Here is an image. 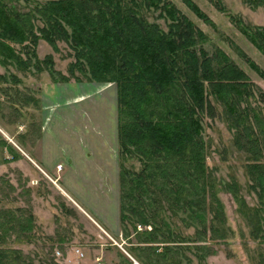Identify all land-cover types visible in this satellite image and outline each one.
I'll use <instances>...</instances> for the list:
<instances>
[{"label": "trees", "instance_id": "trees-1", "mask_svg": "<svg viewBox=\"0 0 264 264\" xmlns=\"http://www.w3.org/2000/svg\"><path fill=\"white\" fill-rule=\"evenodd\" d=\"M207 1L218 12L225 11L220 0ZM242 1L264 6V0ZM184 3L209 23L192 2ZM144 12H158L157 19L167 22V31L149 23ZM226 17L264 56V29ZM40 40L54 49L57 42L67 45L74 59L70 77L78 80V72L86 81L116 88L119 156L135 159L141 166L138 172L120 166V224L151 225V231L144 233L147 244L181 243L163 219L167 211L184 215L188 226L196 224L200 239H226V217L215 177L206 165L202 125L203 118H216L217 105L234 147L246 155L254 208L246 207L235 183L227 189L248 220L251 238L264 244V94L222 51L209 55L200 48L204 34L175 6L166 0H55L20 14L0 0V65L14 63L27 69ZM43 63L52 66L50 57ZM0 81L5 78L0 76ZM32 229L31 214L22 218L0 211V244L12 234L15 240L30 242ZM168 248L159 255L164 261L171 254ZM258 256L259 264H264V254ZM0 264L30 263L24 262L20 250L0 247Z\"/></svg>", "mask_w": 264, "mask_h": 264}, {"label": "rangeland", "instance_id": "rangeland-1", "mask_svg": "<svg viewBox=\"0 0 264 264\" xmlns=\"http://www.w3.org/2000/svg\"><path fill=\"white\" fill-rule=\"evenodd\" d=\"M48 1L55 0H31L29 3L3 0L8 8L20 14L31 12L36 5ZM166 1L204 34L206 41L200 48L209 55L217 49L222 51L264 94V56L226 17L232 15L250 27L264 29V6L248 5L242 0H220L225 9L221 13L207 0H189L209 19L207 23L190 10L184 0ZM158 14L144 12L149 23H156L166 32L167 22L157 19ZM14 47L19 51V46ZM72 54L63 42H57L54 49L40 40L34 48L35 60L27 69L14 63L5 67L0 65V76L5 78L0 81V211L9 210L22 218L29 214L33 216L30 242L15 240L18 238L12 234L0 247L20 250L24 262L30 264H166L167 261L171 264H259L258 255L264 254V244L251 238L248 220L239 212L238 203L227 189L235 183L246 207L254 208L256 200L248 190L245 173L246 155L234 147L232 134L222 118V109L217 105L216 118H203L202 125L208 149L206 165L215 177L217 196L226 217V239L216 242L200 239L196 224L188 226L184 215L167 211L162 213L163 219L181 243L165 245L157 240L156 244H147L144 233L151 231V225L133 228L131 223L120 224V191L116 175L121 165L134 172L141 166L135 159L120 158L117 137L112 144L98 142L102 148L95 146V134L102 130L98 131L96 127L97 111L91 104L97 99L100 103L108 102L109 92L116 109V88L112 84L107 90L92 94L98 85L104 84L86 81L78 72L75 73L78 80L70 77L69 66L74 62ZM48 57L52 62L49 68L43 63ZM21 58L26 60L27 57L22 55ZM35 61L38 68H34ZM53 72L67 77V81H60ZM78 99L82 100L76 102ZM72 100L75 103H71ZM261 107L264 115V106ZM91 110L95 111L93 115ZM49 114L51 131L43 135V122ZM91 121L94 123L90 124ZM51 141L62 149L106 150L108 158L103 173L99 170V177H96L99 187L96 190L70 189L82 199L96 197L97 213L106 220L103 223L93 217L87 207H81L75 201L77 205L71 193L63 188L61 177L66 179L69 167L58 165L55 174L46 175L23 158L21 143L26 144L24 152L31 155L39 149L48 151L49 143L51 149L56 148ZM111 164L115 168L114 186L108 182ZM105 175L104 182L102 177ZM103 201L106 206L101 204ZM108 202L114 217L102 209L108 208ZM202 245L209 248L203 250ZM165 246L171 251L166 261L159 257Z\"/></svg>", "mask_w": 264, "mask_h": 264}, {"label": "crops", "instance_id": "crops-1", "mask_svg": "<svg viewBox=\"0 0 264 264\" xmlns=\"http://www.w3.org/2000/svg\"><path fill=\"white\" fill-rule=\"evenodd\" d=\"M110 85V86H109ZM112 84H104V85H98L99 87L97 88V90H95L92 94H97L100 92H103L105 90H107L108 88L111 87ZM83 98V97H81ZM104 98V97H103ZM108 102H103L100 103L97 99V101L94 104H91V106L94 107V109L97 111L96 112V116H98L97 118V122L96 123V127L99 131V129H101L102 134H95L94 137V144L96 147L98 148H102V146L98 145V142H102L103 144L105 143L107 144H112L114 137H117V125H116V112H117V107L115 109V102L112 104L113 96L112 93L108 92ZM82 99H78L75 100L80 101ZM71 103H75L73 100ZM95 111L91 110V114L93 115ZM49 117L46 118V120L43 122V127H42V134L45 135L47 132L50 133L51 131V126L48 125L49 123ZM48 119V120H47ZM95 117H93V120L95 121ZM47 121V124L45 125ZM94 121H91L90 124H93ZM116 129V132H115ZM116 135V136H115ZM49 136V134H48ZM55 140V138H54ZM118 141V140H117ZM52 143H55L56 148L51 149L50 148V143L48 146V151L46 150H41L39 149V151L37 150V153L34 152L31 155H28L27 152H24L26 149V144L21 143V146H19L22 150H21V154L23 156V158L25 157V159L29 160V163L32 164L33 166H37L39 167L43 172H45V174H55V169L58 165H62L69 167V170H67V172L65 174L68 173V176L65 177H61V182L63 185V188L66 189L67 192L71 193L70 189H89V190H96L98 186V180L96 177H99V170H101L103 173V169L105 167V163H106V159L107 154H106V150H89V149H84V148H80V149H70V148H60V146L56 145V142L51 141ZM91 151V153H89V151ZM110 169V176H109V184L111 186L115 185L114 182V171L115 168L113 167V164L110 165L109 167ZM86 174H88V176H85ZM118 175V174H117ZM116 175V178H118V176ZM57 176V175H56ZM107 179V176H103L102 180L105 182V180ZM64 180V181H63ZM71 196L73 197L74 202L78 201L77 203H79V205L81 207H87L88 208V212L95 218L103 223L104 221H106L105 219L102 218V216H100L97 213L96 210V206L97 204H99L96 201V197H92V196H88L82 199L81 195L78 194L77 192H73L71 193ZM76 203V202H75ZM76 203V204H77ZM102 205L106 206V201H103L101 203ZM78 205V204H77ZM111 203L108 202V208H103L104 213H109L110 217H114V212L111 211ZM110 222L113 224V220H110Z\"/></svg>", "mask_w": 264, "mask_h": 264}, {"label": "built area", "instance_id": "built-area-1", "mask_svg": "<svg viewBox=\"0 0 264 264\" xmlns=\"http://www.w3.org/2000/svg\"><path fill=\"white\" fill-rule=\"evenodd\" d=\"M80 256H82V255L80 254Z\"/></svg>", "mask_w": 264, "mask_h": 264}]
</instances>
